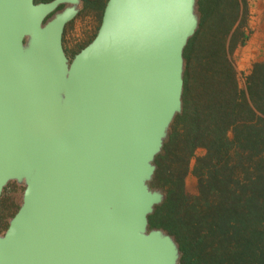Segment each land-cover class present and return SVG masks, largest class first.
Here are the masks:
<instances>
[{
    "label": "water",
    "instance_id": "water-1",
    "mask_svg": "<svg viewBox=\"0 0 264 264\" xmlns=\"http://www.w3.org/2000/svg\"><path fill=\"white\" fill-rule=\"evenodd\" d=\"M80 1L0 0V197L24 186L0 264H178L149 228L163 200L149 182L182 109L196 0H107L69 60Z\"/></svg>",
    "mask_w": 264,
    "mask_h": 264
},
{
    "label": "trees",
    "instance_id": "trees-1",
    "mask_svg": "<svg viewBox=\"0 0 264 264\" xmlns=\"http://www.w3.org/2000/svg\"><path fill=\"white\" fill-rule=\"evenodd\" d=\"M196 7L198 28L183 51L182 109L149 182L163 194L149 228L174 239L178 264H264V61L240 83L230 56L245 44L246 0H196ZM198 149L204 153L195 157ZM193 158L197 192L188 195Z\"/></svg>",
    "mask_w": 264,
    "mask_h": 264
},
{
    "label": "rangeland",
    "instance_id": "rangeland-1",
    "mask_svg": "<svg viewBox=\"0 0 264 264\" xmlns=\"http://www.w3.org/2000/svg\"><path fill=\"white\" fill-rule=\"evenodd\" d=\"M35 1L39 3L51 0ZM105 1L107 0L80 1L78 14L65 26L62 36L63 49L69 60H72L73 56L94 38L101 21L100 4ZM246 1L248 14L244 25L241 27V31L246 37L245 44L238 45L230 56L239 74L241 84L253 63L264 61V0ZM240 24L243 23L238 21L235 27ZM203 153L202 149H198L195 157H199ZM194 163L195 158L191 160L189 172L184 178V190L188 195H194L197 192V179L191 173ZM23 190L24 186L14 181L9 182L3 189L0 197V235L4 233L9 220L20 207Z\"/></svg>",
    "mask_w": 264,
    "mask_h": 264
}]
</instances>
